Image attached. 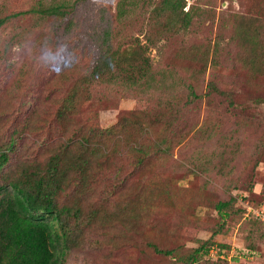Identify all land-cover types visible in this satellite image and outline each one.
Returning a JSON list of instances; mask_svg holds the SVG:
<instances>
[{
  "label": "rangeland",
  "instance_id": "1",
  "mask_svg": "<svg viewBox=\"0 0 264 264\" xmlns=\"http://www.w3.org/2000/svg\"><path fill=\"white\" fill-rule=\"evenodd\" d=\"M52 1L0 0V18L20 12L0 27V89L17 93L0 103V143H8L27 109L64 95L70 80L48 87L57 71L73 64L77 73L89 72L97 48L121 55L138 45L146 46L147 76L132 85L114 69L111 79L90 80L88 99L67 120L104 128L130 116L149 125L150 143L159 142L141 164L120 152L111 158L122 165L118 174L104 170L90 181L97 198L114 183L112 200L121 203L111 208L113 201L103 200L109 222L98 220L94 239L64 264H167L209 237L214 248L190 264H264V0H183L190 23L182 28L173 18L171 32L150 16L158 0H77L64 19L28 11ZM243 14L247 38L237 27ZM40 35L51 45L36 56L31 42ZM17 71L27 76L16 79ZM50 132L44 142L56 138ZM169 136L168 151L155 152ZM36 141L23 133L17 144ZM229 198L233 211L222 219L214 204ZM147 239L173 252L155 254Z\"/></svg>",
  "mask_w": 264,
  "mask_h": 264
},
{
  "label": "trees",
  "instance_id": "2",
  "mask_svg": "<svg viewBox=\"0 0 264 264\" xmlns=\"http://www.w3.org/2000/svg\"><path fill=\"white\" fill-rule=\"evenodd\" d=\"M76 3L77 0H54L48 6L30 8L28 11L41 18L64 19L70 15ZM183 5V0H158L150 16L163 20L166 32H171L174 20L179 27L185 28L190 20L187 11L182 9ZM121 10L122 6H118V12ZM18 14L20 12L1 17L0 27ZM248 19L249 16L243 14L237 25L241 35L246 38L249 32L246 26ZM50 45L46 35L36 36L31 42L36 56L43 55ZM4 48L6 52L7 46ZM145 49L146 46L138 45L118 55L114 50L108 54L99 47L94 53L97 57H94L89 72L77 73L73 64L60 69L48 87L60 88L70 80L64 95H55L48 100L46 107L33 106L27 109L24 119L14 125L8 143H0V264H64L74 248L94 239L98 220L100 225L109 222L108 216L112 213L106 209L105 201L112 200V195L116 199L113 193L116 185L113 183L112 187L103 191L102 197L97 198L96 189L91 188L90 181L104 170L107 172L111 169L114 174H118L122 165L113 164L111 158H118L120 152H131L134 164H141L153 145L157 147L159 142L154 144L151 140L150 143L147 139L151 132L149 125L142 122L136 124L130 116L120 117L112 125L99 128L92 122L69 121L67 115L75 112L88 99L90 80L94 78L111 79L115 77V69L129 84L134 85L143 80L149 68ZM71 73L76 75L70 79ZM19 75L27 76V73L20 74L17 71L16 79ZM189 87L190 95L197 97L192 87ZM16 95L15 91L1 88L0 103ZM53 123L58 128L56 135ZM132 128L135 130L129 131ZM136 130L137 133L133 135ZM49 131L56 138L44 142L43 135L46 132L50 136ZM23 133L36 135L35 147L27 142L18 146ZM161 142H165L164 148L158 147L155 152L166 153L171 146V136L166 140L161 139ZM9 148L16 151L12 158L9 157ZM132 185L125 189L117 185V188L118 191H127L136 186ZM122 196L124 203L128 195L122 193ZM232 202V198L215 202L214 207L222 219L233 211ZM120 203V200H114L110 207L116 208ZM220 231L221 227L217 226L213 233ZM144 243L151 252L163 257L173 252V249L151 239ZM213 244L214 241L209 237L186 256L174 258L167 264L197 261L201 254L214 248ZM222 246L219 244V247Z\"/></svg>",
  "mask_w": 264,
  "mask_h": 264
}]
</instances>
